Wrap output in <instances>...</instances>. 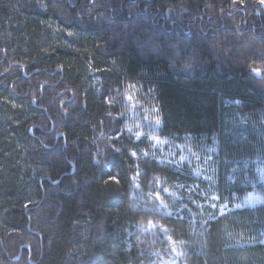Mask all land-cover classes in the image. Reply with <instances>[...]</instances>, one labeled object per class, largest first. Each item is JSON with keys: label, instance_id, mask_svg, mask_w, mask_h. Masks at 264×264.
Wrapping results in <instances>:
<instances>
[{"label": "trees", "instance_id": "16d2710c", "mask_svg": "<svg viewBox=\"0 0 264 264\" xmlns=\"http://www.w3.org/2000/svg\"><path fill=\"white\" fill-rule=\"evenodd\" d=\"M261 6L0 0V264H151L167 242L153 245L150 225L182 245L180 264H264V205L198 223L146 206L167 202L160 183L199 180L125 132L122 101L132 86L159 137L214 143L218 193L245 195V163L264 160V80L251 73L264 76V11L245 20ZM181 38L186 49L169 45Z\"/></svg>", "mask_w": 264, "mask_h": 264}, {"label": "rangeland", "instance_id": "374dc122", "mask_svg": "<svg viewBox=\"0 0 264 264\" xmlns=\"http://www.w3.org/2000/svg\"><path fill=\"white\" fill-rule=\"evenodd\" d=\"M263 7L264 6H261L260 10L253 11V13L250 14L251 17L247 15L245 18L246 25L253 21V17L258 19L257 16H260L261 11H264ZM129 10L130 8L128 11H122L127 18L131 17V12ZM186 13V11H180V13L176 12L175 17L179 19H182V17L185 18L187 15ZM213 21L214 20H211L209 25H211ZM237 26L239 25L237 24ZM242 26V28H244L245 24H242ZM212 27L215 28V26ZM173 42V44L169 43V45L173 48L179 47L181 50L186 49L189 43L184 38L180 40L175 39ZM262 72V69L256 67L251 70L254 77L259 80H264ZM262 82L264 84V81ZM136 93L137 90H134L132 86L122 91L123 107L125 108V114L123 115L125 132L135 139H144L149 146V156L158 163L170 165L178 169L184 167L199 180V183L196 185L160 183V188L163 186L167 202L162 200L158 194L148 201L147 207L170 214L172 213V208L179 206L186 210V213H189L190 219L198 223L202 219L211 218L212 214L207 212L206 209L210 212L216 211V213L221 216L233 210L264 205V160H257L251 163L247 162L244 165L245 180L243 183H248V187H250L249 192L241 197L232 196L231 198H222L216 188L217 169L215 164L216 147L214 143L205 144L203 141L188 137L181 139L159 137L156 133L159 125L156 109L152 105L147 106V104L143 105V103L135 102L137 98ZM57 137H60V135H57ZM250 171L252 175L249 174ZM157 189L160 190L159 186ZM188 204L197 208L199 212L190 211L191 209L187 206ZM140 231L142 234H147L151 237L150 240H152L151 242L153 245L164 241L167 242L163 249L158 247L151 264L181 263L180 260L184 254L182 245L169 241L168 238L163 235V230L159 229L158 226L150 225L146 229H141ZM162 237L164 241L161 240ZM257 239L258 242L264 244V230ZM24 247L27 251H30L28 245ZM16 259L18 258H15V260Z\"/></svg>", "mask_w": 264, "mask_h": 264}, {"label": "snow or ice", "instance_id": "6c2138e0", "mask_svg": "<svg viewBox=\"0 0 264 264\" xmlns=\"http://www.w3.org/2000/svg\"><path fill=\"white\" fill-rule=\"evenodd\" d=\"M69 35H71V33ZM133 155H135V154H133Z\"/></svg>", "mask_w": 264, "mask_h": 264}]
</instances>
